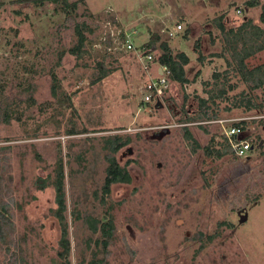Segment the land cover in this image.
Masks as SVG:
<instances>
[{"label":"rangeland","instance_id":"1","mask_svg":"<svg viewBox=\"0 0 264 264\" xmlns=\"http://www.w3.org/2000/svg\"><path fill=\"white\" fill-rule=\"evenodd\" d=\"M248 1L68 0L78 5L68 16L55 0H0V213L11 218L0 264H59L55 191L35 184L54 176L59 160L69 264H90L98 254L100 234L89 230L88 216L113 219L107 264H264V108L237 107L249 99L264 107V86L242 80L218 26L236 29L250 18L264 29V0L253 8ZM82 23L88 40L77 58L70 50ZM155 36L157 62L161 42L173 55L188 54L190 83L170 80L162 99L146 103L144 86L156 71H144L141 55ZM100 63L109 74L94 82ZM246 63L263 65L264 51ZM220 89L209 119L229 126L244 118L249 158L235 156L219 124L200 123L208 121L200 100ZM116 135L131 139L116 158L130 162L132 182L113 185L102 203L105 139Z\"/></svg>","mask_w":264,"mask_h":264},{"label":"trees","instance_id":"2","mask_svg":"<svg viewBox=\"0 0 264 264\" xmlns=\"http://www.w3.org/2000/svg\"><path fill=\"white\" fill-rule=\"evenodd\" d=\"M55 2H61L64 6L65 13L71 15L77 8V3H69L68 0H55ZM258 0H251L246 3L248 8H253L258 6ZM260 21L264 24V5H262V12L260 15ZM219 30L222 34L224 50L228 51L232 64L236 66L242 80L247 84H252L253 89H258L264 86V64L253 69H249L246 61L255 56L257 53L264 51V29L259 25L254 24L253 20L248 18L243 21V23L236 29L227 30L223 23H219ZM75 33L77 35L78 41L77 45L70 50L71 54H74L77 58H81L85 54V46L88 40L85 30L87 29L86 24H77L75 27ZM160 41V37H153V39L147 43L146 47L151 49L153 45ZM161 55L158 58V62L162 65H166L170 69V80L185 86L190 83L186 75L185 67L189 64V58L184 53H178L173 55L171 48L168 43L161 42L160 45ZM202 59V58H201ZM101 75L94 82H100L106 78L109 74L104 68L103 63L98 65ZM215 75V78H218ZM52 94L54 96L58 95L59 92V80L55 73L52 74ZM225 91L220 89L217 95H212L208 99H201L200 105L206 107L205 111H202V117L204 119L210 120L209 101L214 100L216 97L224 96ZM245 106L246 110H252L253 108H264L263 106L255 105L249 99L246 103L243 100L237 107ZM6 122H9V118H6ZM76 130H71L70 134H75ZM186 138L189 141L194 142L193 136L189 130L186 129ZM131 143L130 138H122L121 136H112L105 139L104 149L106 150L105 158L107 161V167L105 170V178L102 187V203L105 201V197L110 195L112 186L115 184H130L132 182V177L128 171V162L126 165L121 166L117 161L116 154L122 150L124 147ZM224 155L220 153L219 156ZM36 187L39 190H45L46 188L53 187L55 191V203L57 207L52 209L53 215L59 221L61 228V237L59 240V250L57 257L59 264H69V258L71 254V241L69 238V227L66 219V192H65V178L62 161L57 162L55 168L54 176H47L46 178L39 177L36 180ZM79 218V217H78ZM85 224H87L89 230L93 234H100V237L95 241V245L98 250V254L103 253V257L98 259L97 252H94V258L90 264H107L106 255L108 254V249L111 244L114 235V224L113 219L109 217L107 221L101 220L97 217L88 216L85 218ZM11 223V218L8 213H0V239L3 241L7 237V232L5 230L6 225ZM89 239V243H90ZM204 245L200 247L203 249Z\"/></svg>","mask_w":264,"mask_h":264},{"label":"built area","instance_id":"3","mask_svg":"<svg viewBox=\"0 0 264 264\" xmlns=\"http://www.w3.org/2000/svg\"><path fill=\"white\" fill-rule=\"evenodd\" d=\"M181 29L182 27L179 26ZM126 47L128 50H133V44L130 41L126 42ZM141 61L143 63V69L147 73H153L155 70L156 74L155 77H150L147 80V83L144 86V101L146 103H153L156 100L162 99L166 92L167 87L170 81V69L166 65H162L157 62L153 53L151 51L146 50L141 55ZM254 119H258L253 117ZM225 119L220 120H208L205 122H200L201 124L207 123H217L220 127H222L225 131V135L228 138L227 140L230 141L233 153L237 158H249L250 153L254 150L253 142L249 137V131L245 126V119H231V124L228 126L223 122ZM248 120V118L246 119ZM261 120H264V115L261 116ZM184 125V127H187Z\"/></svg>","mask_w":264,"mask_h":264},{"label":"crops","instance_id":"4","mask_svg":"<svg viewBox=\"0 0 264 264\" xmlns=\"http://www.w3.org/2000/svg\"><path fill=\"white\" fill-rule=\"evenodd\" d=\"M180 53H184V54H186L187 57L189 58V56H188V54H187L186 52H184V51H180Z\"/></svg>","mask_w":264,"mask_h":264}]
</instances>
